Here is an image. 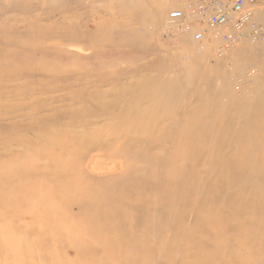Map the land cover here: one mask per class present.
<instances>
[{"label":"rangeland","instance_id":"1","mask_svg":"<svg viewBox=\"0 0 264 264\" xmlns=\"http://www.w3.org/2000/svg\"><path fill=\"white\" fill-rule=\"evenodd\" d=\"M205 1L0 0V264H264V0L229 51L168 20Z\"/></svg>","mask_w":264,"mask_h":264},{"label":"built area","instance_id":"2","mask_svg":"<svg viewBox=\"0 0 264 264\" xmlns=\"http://www.w3.org/2000/svg\"><path fill=\"white\" fill-rule=\"evenodd\" d=\"M254 1L230 0L227 4L216 1L199 2L190 7L189 20L185 11L183 12L179 9L170 13L168 20L171 24L178 26L176 29L179 32L191 33L197 42L204 40L205 31H209L208 29L215 30L225 25L231 26L230 30L226 31L222 36V45L220 47L221 51H229L244 35L245 30L252 26H249V24L252 22ZM192 22L198 24V30L192 29ZM259 29L257 30L258 34H255L256 38L260 36ZM236 91H240V87L237 86Z\"/></svg>","mask_w":264,"mask_h":264},{"label":"bare ground","instance_id":"3","mask_svg":"<svg viewBox=\"0 0 264 264\" xmlns=\"http://www.w3.org/2000/svg\"><path fill=\"white\" fill-rule=\"evenodd\" d=\"M75 1H77V0H75ZM227 4V3H226ZM255 6H256V4H254L253 5V11H252V14H253V17H252V22L249 24V26L250 25H252V26H250V27H248V28H252L253 27V25H254V17H255V13H256V9H255ZM179 10H181V11H185V13L188 15V20H189V18H190V16H189V10H190V7H188V8H182V9H179ZM171 13H173V12H171ZM155 17V19H156V22H157V16L155 15L154 16ZM261 18V17H260ZM184 22H186V20H184ZM192 24H193V27H192V29H194V30H198L197 28H198V24H195L194 22H192ZM225 26H227V25H225ZM257 26V25H256ZM256 26H254V29H253V35L255 36V34H258V32H257V30L259 29V34L261 35L262 34V32H263V29H261L262 27H260V26H258V27H256ZM176 28H178V26H175ZM224 27V26H223ZM183 31H184V29H183ZM212 32H215V31H211L208 35L207 34H204V39H207L208 37H210L211 35H212ZM49 33V32H48ZM72 32H70V34H67L65 37H64V39H62V40H64V41H70L72 44L70 45V47H76V46H73V45H78L77 43H79L80 41H79V39H77V37H75V36H72V34H71ZM181 33H183V34H190L189 32L188 33H185V32H181ZM220 33H221V31H220ZM42 34H44V33H42ZM74 34V33H73ZM215 34H216V32H215ZM207 35V38H205V36ZM214 35V34H213ZM217 35V34H216ZM42 36H44V35H42ZM60 36V35H59ZM64 36V35H63ZM49 37H51V36H49ZM60 37H62V36H60ZM212 37V36H211ZM217 37V36H216ZM63 38V37H62ZM131 40H129V42L131 43V44H133V45H140V43L141 42H145V38L144 37H142V36H139V35H137V33H135V34H133L132 36H131ZM218 38V37H217ZM52 39V38H51ZM54 39V38H53ZM218 39H220V38H218ZM218 39H216V40H218ZM50 40V39H49ZM61 40V39H60ZM59 40V43L61 42ZM47 41V40H46ZM247 42L248 41V43L250 42V44H254V45H259V43L260 44H262L261 42H251V40L249 41V40H245V39H243V42ZM70 42H69V44H70ZM77 42V43H76ZM202 54H203V56H206L208 53H207V51H203L202 52ZM253 72H255L254 70H253ZM84 78L86 77V75L85 74H81ZM81 78V77H80ZM81 83V82H80ZM80 89V88H79ZM176 92V90H171V93H175ZM235 103H237L238 105H236V107H238L241 103H239L238 102V100H233ZM263 112H264V109H263ZM239 113V111H237V112H235V114H238ZM263 113H259L258 115H262ZM240 115H244V112H240ZM257 115V116H258ZM259 118H263V117H259ZM119 120V119H118ZM116 121H117V119H116ZM263 120H261V122H262ZM197 129L198 130H196V133L199 131V129H201V127H197ZM226 129V128H225ZM227 131H224L225 133H223L222 135H221V137H219V138H221V140L222 141H218L217 142V144H218V146H219V148L221 147V148H225L226 146H227V143H228V141L231 139V137H232V134H231V130H229L228 128L226 129ZM221 132H222V130H220ZM117 132V131H116ZM119 132V131H118ZM202 132H205V131H202ZM170 133V132H169ZM172 133V132H171ZM183 134V133H182ZM239 135H243V136H250V135H247V133H238ZM171 135V134H170ZM205 135V134H204ZM220 135V134H219ZM237 135V134H236ZM197 139H200L201 138V134L199 133V134H197ZM206 137H210L211 136V134H207L206 133V135H205ZM213 136V135H212ZM215 136V135H214ZM234 136H235V134H234ZM260 136V135H259ZM258 136V137H259ZM170 138V137H169ZM196 138V137H195ZM219 138H217V139H219ZM261 138H263L264 139V133L263 134H261ZM167 139V138H166ZM241 139H243V138H241ZM146 141V140H145ZM199 141H201V140H199ZM122 142V141H121ZM194 142V141H193ZM210 142H211V139H210ZM112 143V142H111ZM139 143V142H138ZM145 143V142H144ZM182 143V142H181ZM263 143V142H262ZM211 144V143H210ZM214 144V143H213ZM118 145V144H117ZM215 145V144H214ZM122 147V146H121ZM119 148V147H118ZM131 148V147H130ZM133 148V147H132ZM200 148V147H199ZM251 148V147H250ZM117 149V148H116ZM241 149V148H240ZM118 150V149H117ZM218 150V149H217ZM222 150V149H221ZM242 150V149H241ZM244 150H245V148H244ZM243 150V151H244ZM247 150V149H246ZM252 150V149H251ZM194 151V150H193ZM223 151V150H222ZM181 152V151H180ZM240 152V151H239ZM245 152V151H244ZM250 153V150H248L247 151V155ZM113 153V152H112ZM140 153L141 152H138L137 153V157L138 158H140L141 159V162H142V164H143V166H144V168L145 169H143V170H145L146 171V173H141V174H146L147 175V171L148 170H152V169H154L155 170V168H157V169H162L163 167H164V170H165V166H161L160 167V165L158 164V161H159V159L158 160H155V159H150L149 157H147L145 154H141L140 155ZM190 153H192L191 151H190ZM200 154V152H196L195 153V155L196 156H199V154ZM245 154V153H244ZM128 155V154H127ZM188 155H189V153H188ZM135 156V155H134ZM128 157V156H127ZM167 158H168V156H166ZM171 157V156H170ZM200 157V156H199ZM122 158V157H121ZM137 158V159H138ZM158 158H160V157H158ZM166 158V159H167ZM198 159V158H197ZM261 159H263V158H261ZM261 159H259V161L261 160ZM134 160V159H133ZM169 160V159H168ZM167 160H165V162H166ZM198 161V160H197ZM138 162V161H137ZM136 162V163H137ZM160 162V161H159ZM187 162V161H186ZM261 162H263L262 160H261ZM129 163V162H128ZM134 163V162H133ZM132 164V163H131ZM140 164V163H139ZM264 164V163H263ZM130 165V164H129ZM126 166V165H125ZM194 166V165H193ZM127 167H128V165H127ZM139 168V167H138ZM184 168V167H183ZM261 168H263L264 169V166L261 164ZM139 170V169H138ZM185 170V169H184ZM87 171V170H86ZM128 171V170H127ZM175 171V170H174ZM131 172H132V170H131ZM163 172V171H162ZM155 173V172H154ZM158 174H159V172H157ZM165 173V172H164ZM179 173H180V171H179ZM184 173H185V171H184ZM125 174H126V176H128V173H126L125 172ZM124 173H122V175H125ZM132 174H133V172H132ZM141 174L139 175L138 173H137V175H138V177L137 178H139V177H141ZM149 174V173H148ZM161 174V173H160ZM228 174V173H227ZM119 175V174H118ZM122 175H119L120 177L119 178H114V180H116V181H112L113 183H112V186L113 187H117V186H120V185H124V182L125 181H121V180H123L124 178H126V177H123ZM137 175H134L135 177L137 176ZM146 175H142V177H144V178H142L143 180H145V176ZM184 175L185 174H178V175H175L174 176V178H173V182H174V179L176 180V183H175V187L178 185V187L180 186V185H183V187H179V188H177V190H175V191H177V193L179 192H182L183 191V189H184V191H185V185L186 184H188V182L190 181V179L187 181L185 178H184ZM238 175V174H237ZM246 174L244 173V175H242L243 177L245 176ZM116 176V175H115ZM133 176V175H132ZM132 176H131V178H132ZM189 176V175H188ZM206 176V175H205ZM209 176H211V175H209ZM233 176V175H232ZM236 176V175H235ZM239 176V175H238ZM238 176H236V177H238ZM123 177V179H121ZM135 177H133V178H135ZM147 177L149 178V176H146V181H148V179H147ZM156 177H158V176H156ZM160 177V176H159ZM159 177H158V179H159ZM161 177H162V175H161ZM179 177V178H178ZM201 177V176H200ZM221 177L222 176H220V179H221ZM226 177V176H225ZM240 177H241V174H240ZM240 177L238 178V179H240ZM242 177V178H243ZM245 177H247V176H245ZM244 177V178H245ZM252 177V176H251ZM255 177V176H254ZM258 177V176H257ZM108 178V177H107ZM136 178V179H137ZM206 178V177H205ZM241 178V179H242ZM243 178V179H244ZM253 178V177H252ZM256 178V177H255ZM254 178V180L252 181V182H250L248 185H253V184H255L256 186H258L259 188H261L262 190H263V187H264V178H261V179H258V178H256L255 179ZM121 179V180H120ZM157 179V178H156ZM155 179V180H156ZM232 179V178H231ZM248 179V178H247ZM103 180V179H102ZM105 180H107V179H105ZM113 180V179H112ZM131 180V179H130ZM192 180H193V178H192ZM204 180V179H203ZM208 180V179H207ZM212 180H214V179H212ZM235 179L233 178V181H234ZM97 181V180H96ZM126 181H127V179H126ZM140 181V180H139ZM157 181V180H156ZM169 181H171V180H169ZM186 181V182H185ZM205 181V180H204ZM209 181V180H208ZM101 182V181H100ZM103 182H105V183H103L102 184V182H101V185L102 186H104V187H102V189L103 188H106L105 186H109L111 183H108L107 181H103ZM128 182V181H127ZM135 182H136V180H135ZM135 182H132V183H135ZM141 182H143L144 183V181H141ZM203 182V181H202ZM220 182H222V181H220ZM235 182V181H234ZM236 182H237V184H238V182L240 183V181L238 180H236ZM108 183V184H107ZM138 183V182H137ZM147 183V182H146ZM146 183H145V185H146ZM155 183V182H154ZM196 183V182H195ZM215 183V182H214ZM125 184H128V183H125ZM158 184H162V181L159 179L158 181H157V185ZM172 184V183H171ZM204 184H206V182L204 183ZM241 184V183H240ZM129 185V184H128ZM136 185V184H135ZM134 184H133V186H135ZM196 185V184H195ZM111 186V187H112ZM125 186V185H124ZM132 186V188L134 189V187ZM155 186H156V184H155ZM197 186V185H196ZM213 186V185H212ZM218 186V185H217ZM230 186V185H229ZM233 186V185H232ZM232 186H230V187H232ZM236 186V185H235ZM110 187V188H111ZM143 187V188H142ZM142 187H139V188H142V189H144V186H142ZM158 187V186H157ZM174 187V188H175ZM251 187H254V186H246V187H244L245 188V190H248V189H250ZM119 187H117V189H118ZM138 188V187H137ZM200 188V187H199ZM216 188V187H215ZM233 188V187H232ZM231 188V189H232ZM197 189H198V187H197ZM196 188H195V186L191 189V190H197ZM258 189V188H257ZM106 190V189H105ZM110 190V189H109ZM109 190H106L107 192L109 191ZM116 190V189H115ZM136 190V189H135ZM244 190V189H243ZM217 191V190H216ZM258 191V190H257ZM115 192V191H114ZM202 192V191H201ZM226 192V191H225ZM259 192V191H258ZM104 193V192H103ZM116 193V192H115ZM176 193V192H175ZM119 194V193H118ZM196 194V193H195ZM264 194V193H263ZM107 195V194H106ZM156 195V194H155ZM197 195H200V194H198L197 193ZM201 195H202V193H201ZM157 197H158V195H156ZM156 196H154V197H156ZM178 196V195H177ZM196 196V195H195ZM182 197V196H181ZM200 196H198L197 198H199ZM222 197V196H221ZM220 196H219V198H221ZM175 198V197H174ZM222 199H223V197H222ZM160 200V199H159ZM158 200V201H159ZM176 200V199H175ZM221 200V199H220ZM231 200V199H230ZM156 201V200H155ZM197 201V200H196ZM195 201V202H196ZM222 201V200H221ZM180 202H181V199H180ZM179 202V203H180ZM263 202V200L261 201V203ZM160 203V202H159ZM175 203V202H174ZM197 203V202H196ZM155 204H156V202H155ZM173 204V203H172ZM202 204V203H201ZM222 204V203H221ZM195 205V204H194ZM163 206V205H162ZM260 206V207H259ZM258 206V210L260 211V209L259 208H261V209H264V204H260ZM194 207V206H193ZM177 208H179V207H177ZM155 209H157V208H155ZM257 211V210H256ZM258 211V212H259ZM264 211V210H263ZM160 213V212H159ZM193 213V212H192ZM244 213V212H243ZM261 213V212H260ZM156 214V213H155ZM158 214V213H157ZM161 214H163V213H161ZM190 215H191V213H190ZM254 215V214H253ZM154 216V215H153ZM237 216V215H236ZM156 217V216H155ZM159 217V216H158ZM174 217V216H173ZM247 219V218H246ZM161 220H162V218H161ZM216 220V219H215ZM135 225V224H134ZM155 225V224H154ZM153 225V226H154ZM262 225V224H261ZM261 227V226H260ZM173 228V227H172ZM241 228V227H240ZM155 229V228H154ZM153 229V230H154ZM237 229V228H236ZM170 232V231H169ZM155 235V234H154ZM157 236H158V234H157ZM156 238V237H155ZM154 238V239H155ZM209 241V240H208ZM155 242V241H154ZM163 245H164V243H163ZM219 248V247H218ZM240 248V247H239ZM160 252V251H159ZM161 253V252H160Z\"/></svg>","mask_w":264,"mask_h":264}]
</instances>
